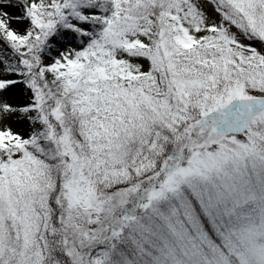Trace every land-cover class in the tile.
<instances>
[{"label":"snow or ice","instance_id":"obj_1","mask_svg":"<svg viewBox=\"0 0 264 264\" xmlns=\"http://www.w3.org/2000/svg\"><path fill=\"white\" fill-rule=\"evenodd\" d=\"M0 264H264V0H0Z\"/></svg>","mask_w":264,"mask_h":264}]
</instances>
